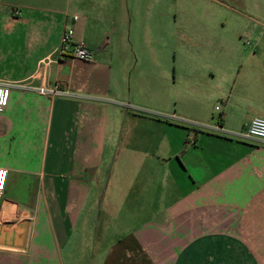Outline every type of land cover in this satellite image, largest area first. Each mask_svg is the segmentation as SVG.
Returning a JSON list of instances; mask_svg holds the SVG:
<instances>
[{
	"label": "crops",
	"instance_id": "0c3cea01",
	"mask_svg": "<svg viewBox=\"0 0 264 264\" xmlns=\"http://www.w3.org/2000/svg\"><path fill=\"white\" fill-rule=\"evenodd\" d=\"M136 4L0 0V168L7 170L0 264H65L66 257L77 255L80 243L71 233L90 231L101 170L117 155L126 159L125 145L135 133L149 145L143 154L146 169L153 160L159 167L163 220L120 240L96 264H197L200 254L224 257L219 264H234L229 256L238 260L235 264H257L260 251L230 248L228 238L219 239V249L212 247L211 234L198 238L205 240L203 247L196 238L187 243L195 227L187 230L181 221L199 209L243 211L264 194V143L237 136L253 118L264 119L259 22L246 18L245 34L256 39L246 56L236 48L240 56L233 60L188 58L185 93L195 112L189 114L177 104L172 110L126 104V32L143 24H133ZM66 28L74 31L73 43L93 50L92 62L73 59L71 47L57 54ZM56 86L67 94L36 92ZM213 98L223 108L203 126L201 119L208 116L202 104ZM216 124L223 133L213 130ZM181 239L185 243L176 245Z\"/></svg>",
	"mask_w": 264,
	"mask_h": 264
},
{
	"label": "rangeland",
	"instance_id": "374dc122",
	"mask_svg": "<svg viewBox=\"0 0 264 264\" xmlns=\"http://www.w3.org/2000/svg\"><path fill=\"white\" fill-rule=\"evenodd\" d=\"M134 7L137 14L132 16L133 24L136 20H140L138 25L143 24L137 31L133 27L126 32L129 38L124 66L126 104L170 110L177 104L189 114H195L185 93L189 77L186 72L191 67L188 58L233 60L240 56L235 53L236 48L246 56L256 41L255 35L245 34L249 29L247 17L259 22L257 32L264 41V0H137ZM156 10H160V16L155 18ZM219 42L222 48L217 45ZM202 105L205 107L203 116H208L201 119L202 125L212 124L223 102L213 98ZM186 126L194 127L189 123ZM128 140L124 150L126 159L117 155L101 170L98 205L93 209L90 231L79 232L77 228L71 233L72 240L76 239L80 247L77 255L66 257L65 264H96L98 259H105L120 240L135 233L143 234L148 226L163 220L166 199L161 191L160 173H156L159 167L153 166L156 160L146 169L143 154L149 145L141 143L136 133ZM153 148L157 151L155 145ZM181 222V227L187 230L189 226L191 230L195 227V235L190 236L187 243L196 238V245L203 247L205 240L198 238L211 234L212 247L219 249V239L228 238L230 248L239 245L250 254L253 249L260 251L255 258L257 264H264L261 236L264 235V194L259 203L255 200L246 210L199 209ZM184 243L183 239L175 241L179 246ZM195 258L197 264H219L224 259L219 255L203 257L202 254ZM228 258L229 263H238L235 257Z\"/></svg>",
	"mask_w": 264,
	"mask_h": 264
},
{
	"label": "built area",
	"instance_id": "2783aa9c",
	"mask_svg": "<svg viewBox=\"0 0 264 264\" xmlns=\"http://www.w3.org/2000/svg\"><path fill=\"white\" fill-rule=\"evenodd\" d=\"M77 19L78 16H73V20H77ZM73 38H74L73 29L66 28V30L64 31L61 37L60 47L56 51L57 54L60 56L65 55L68 51V48L71 47L70 55L73 59L82 62H92L94 59L93 50L88 48L82 42L73 43ZM36 92L39 95H43V96L45 95L56 96L60 94H67V91H61L58 86L52 89L39 87L36 89ZM213 130L218 133L224 132L223 127H221L218 124L214 125ZM237 136L244 140H257L259 142L264 143V119L259 117L253 118L250 121L247 128L244 131L240 132ZM0 176H2V179H0V206H1V199L5 188L7 170L4 168H0Z\"/></svg>",
	"mask_w": 264,
	"mask_h": 264
},
{
	"label": "snow or ice",
	"instance_id": "6c2138e0",
	"mask_svg": "<svg viewBox=\"0 0 264 264\" xmlns=\"http://www.w3.org/2000/svg\"><path fill=\"white\" fill-rule=\"evenodd\" d=\"M0 179H2V176H0Z\"/></svg>",
	"mask_w": 264,
	"mask_h": 264
}]
</instances>
